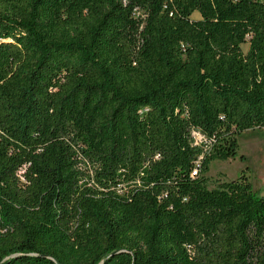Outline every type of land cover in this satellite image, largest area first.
Wrapping results in <instances>:
<instances>
[{
  "label": "trees",
  "instance_id": "obj_1",
  "mask_svg": "<svg viewBox=\"0 0 264 264\" xmlns=\"http://www.w3.org/2000/svg\"><path fill=\"white\" fill-rule=\"evenodd\" d=\"M252 127L264 0H0V264H264Z\"/></svg>",
  "mask_w": 264,
  "mask_h": 264
},
{
  "label": "rangeland",
  "instance_id": "obj_2",
  "mask_svg": "<svg viewBox=\"0 0 264 264\" xmlns=\"http://www.w3.org/2000/svg\"><path fill=\"white\" fill-rule=\"evenodd\" d=\"M193 17L198 16L195 12ZM247 43L243 45L246 48ZM197 139L201 137L196 136ZM238 154L227 159H214L205 173L208 186L213 187L223 179H235L247 174L256 195L264 196V127H252L238 133Z\"/></svg>",
  "mask_w": 264,
  "mask_h": 264
},
{
  "label": "built area",
  "instance_id": "obj_3",
  "mask_svg": "<svg viewBox=\"0 0 264 264\" xmlns=\"http://www.w3.org/2000/svg\"><path fill=\"white\" fill-rule=\"evenodd\" d=\"M193 134H194L195 137L196 136L200 137V134L197 131H193ZM196 172H197V169L194 170V173H196Z\"/></svg>",
  "mask_w": 264,
  "mask_h": 264
}]
</instances>
